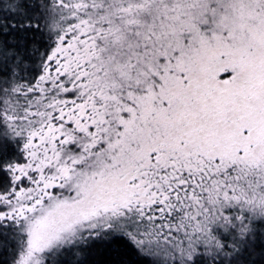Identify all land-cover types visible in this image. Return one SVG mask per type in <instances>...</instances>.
<instances>
[{"label":"snow or ice","instance_id":"obj_1","mask_svg":"<svg viewBox=\"0 0 264 264\" xmlns=\"http://www.w3.org/2000/svg\"><path fill=\"white\" fill-rule=\"evenodd\" d=\"M0 264H264V0H0Z\"/></svg>","mask_w":264,"mask_h":264}]
</instances>
